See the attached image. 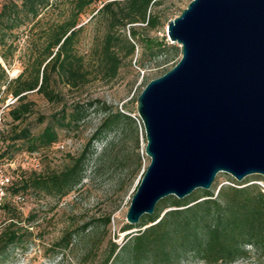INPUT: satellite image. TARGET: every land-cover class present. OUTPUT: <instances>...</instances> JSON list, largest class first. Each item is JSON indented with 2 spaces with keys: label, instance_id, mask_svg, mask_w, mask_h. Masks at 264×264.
<instances>
[{
  "label": "trees",
  "instance_id": "16d2710c",
  "mask_svg": "<svg viewBox=\"0 0 264 264\" xmlns=\"http://www.w3.org/2000/svg\"><path fill=\"white\" fill-rule=\"evenodd\" d=\"M98 2L99 0H73L64 21L43 29L40 35L42 42L36 44L35 52L28 55L27 62L17 77L9 78L0 64V90L4 86L6 93L17 98L16 104L7 111L13 123H21L30 114L31 105L25 102L29 93L35 92L49 103L59 105L62 93L57 89L58 83L71 89L87 81L84 59L76 51L81 32V27L77 28V24L79 16ZM155 3L156 0H111L97 11V15L103 16L107 21V31L96 52V67L106 77L115 78L118 75L122 52L124 56H133L137 48L136 42H131L119 33L120 29L137 23L154 29L158 21L148 11ZM52 5V0H6L1 3L0 58L5 65H10L8 58L16 51L14 43L9 42L13 32L22 27L29 30L36 27L42 14ZM129 31V37L136 39L137 33L131 29ZM145 43L152 56L167 48L151 40ZM92 106L93 103L89 102L84 106L76 105L72 111H68L62 104L58 112L40 119V123L45 122V126L37 134L29 127L20 130L14 127L7 137L8 142L0 158L12 160L16 152L26 150L28 153H36L51 147L58 141L59 131L70 129L84 121ZM102 106L103 119L80 154L71 157L70 166L46 177L30 173L19 181L12 180L6 189L4 200L20 201L31 189L43 191L57 199L66 197L83 182L87 164L96 155L95 144L105 141L109 131L118 130L124 123L132 126L136 133L134 119L121 108L111 110ZM136 118L139 120L137 116ZM2 135L3 133L1 139ZM111 145L112 142H105L103 153L97 160L103 157ZM142 158L144 155L137 154L134 174L140 170ZM226 178L227 184H222L218 189L216 177L208 191L198 189L183 199L173 196L162 199L153 214L143 215L136 227L124 224L120 233L129 232L133 228H137V231L125 234L121 244L112 243L101 264H234L249 258L264 263L263 189L251 180L238 183L229 176ZM253 181L263 179L257 177ZM0 209L9 210V207L2 204ZM14 218L13 215L9 218L11 222L8 229L0 235L1 251L23 240L24 234L18 233L16 223H13ZM34 219V215L27 217L28 222ZM103 222L105 225L110 224V218H105ZM86 228L87 225L82 227ZM71 242L72 234L67 233L55 247L67 249Z\"/></svg>",
  "mask_w": 264,
  "mask_h": 264
},
{
  "label": "rangeland",
  "instance_id": "374dc122",
  "mask_svg": "<svg viewBox=\"0 0 264 264\" xmlns=\"http://www.w3.org/2000/svg\"><path fill=\"white\" fill-rule=\"evenodd\" d=\"M6 0H0V5ZM52 7L45 11L39 24L29 30L22 27L14 31L9 38L16 46L14 54L8 58L10 65L0 58V64L8 77L15 78L22 71L28 55L32 54L36 44H40L43 29L64 21L70 11L73 0H52ZM111 0L99 2L79 16L77 28L81 32L76 44L78 55L84 59V70L87 71V81L77 88L68 89L63 83H58L62 93L59 105L49 103L41 95L31 92L25 102L30 103L31 112L21 123H13L6 111L1 124L0 154L7 145L10 131L29 127L34 134L45 126L40 119L56 113L62 104L68 111L77 105L84 106L93 103L87 112V117L78 125L59 131L58 141L47 149L36 153L26 150L16 152L12 160L0 158V168L12 180L19 181L30 173L46 177L58 173L71 165V157H77L85 143L104 117L103 106L111 110L122 109L135 121L136 133L132 126L122 124L118 130H111L105 141L95 144L96 155L87 164L86 176L83 182L69 195L57 199L43 191L29 190L20 201L4 200L9 210L0 209V235L4 233L11 220L16 223L19 234H24L20 243L0 250V264H101L109 253L112 243L121 244L125 233L120 228L127 224L125 215L130 198L137 187L149 159L144 155L145 137L141 122L136 116V99L146 83L158 78L170 70L181 58L180 47L171 43L166 36L168 21L178 17L186 9L190 0H156L148 13L158 21L153 29L146 24L137 23L120 29L119 33L131 42L137 43L133 56L120 54L122 64L115 78L106 77L96 67V52L107 31V21L97 11ZM123 1V0H117ZM137 33L136 39L129 37V30ZM161 43L167 48L153 56L149 54L145 41ZM8 42V43H9ZM1 133L2 139H1ZM112 142L111 147L101 157L105 142ZM137 154L144 155L141 168L136 173ZM226 174L217 175V189L227 184ZM230 177V176H229ZM261 177L252 175L242 182L251 180L258 183L264 192L263 181H253ZM215 189L214 194H216ZM34 215L33 221L27 217ZM110 218V224L105 225V218ZM87 225L86 229H82ZM137 225H133L136 227ZM15 227V228H16ZM14 229V228H13ZM137 228H133L134 231ZM130 232V231H129ZM72 234L69 248L55 247L67 234ZM2 242L0 241V247ZM186 264H201L189 262ZM234 264H264L254 258L240 260Z\"/></svg>",
  "mask_w": 264,
  "mask_h": 264
},
{
  "label": "water",
  "instance_id": "95a60500",
  "mask_svg": "<svg viewBox=\"0 0 264 264\" xmlns=\"http://www.w3.org/2000/svg\"><path fill=\"white\" fill-rule=\"evenodd\" d=\"M166 36L181 58L136 99L149 163L125 215L132 226L220 173L264 177V0H191Z\"/></svg>",
  "mask_w": 264,
  "mask_h": 264
},
{
  "label": "built area",
  "instance_id": "2783aa9c",
  "mask_svg": "<svg viewBox=\"0 0 264 264\" xmlns=\"http://www.w3.org/2000/svg\"><path fill=\"white\" fill-rule=\"evenodd\" d=\"M11 78V77H9ZM17 98L10 93H6L5 87H1L0 90V132L2 119L6 111L16 104ZM12 177L5 173L0 168V208L7 194V187L11 184Z\"/></svg>",
  "mask_w": 264,
  "mask_h": 264
}]
</instances>
